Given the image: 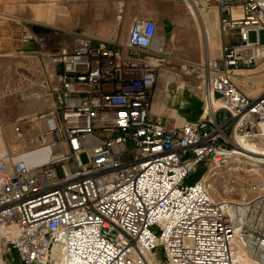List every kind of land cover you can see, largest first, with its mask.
<instances>
[{
    "label": "built area",
    "instance_id": "built-area-1",
    "mask_svg": "<svg viewBox=\"0 0 264 264\" xmlns=\"http://www.w3.org/2000/svg\"><path fill=\"white\" fill-rule=\"evenodd\" d=\"M193 5L214 6L232 41L172 74L194 76L204 105L175 129L150 111L168 57L153 21L134 19L124 42L50 39L47 107L26 119L43 126L41 141L0 152V264H248L237 245L264 262V178L237 201H215L204 177L186 183L201 162L223 163L239 137L264 139V89L251 96L236 78L261 58L264 0ZM13 137L22 140L19 125Z\"/></svg>",
    "mask_w": 264,
    "mask_h": 264
},
{
    "label": "crops",
    "instance_id": "crops-1",
    "mask_svg": "<svg viewBox=\"0 0 264 264\" xmlns=\"http://www.w3.org/2000/svg\"><path fill=\"white\" fill-rule=\"evenodd\" d=\"M190 7H194L193 0H0V60L36 56L38 46L46 50L50 39L87 38L93 44L124 42L133 20L141 19L156 24V39L166 47L175 39L181 45H192L195 55L189 61L198 63L206 55L201 21L206 28H211L213 21L218 25V12L214 6L198 10L194 7L195 14L201 17L199 20ZM218 34L221 43L227 42L228 37L224 39ZM155 87L150 111L161 117L167 128L175 129L185 121L198 118L168 123L160 114L162 108H158L156 96L159 89ZM169 90L183 94L186 86L182 81L168 80L164 91Z\"/></svg>",
    "mask_w": 264,
    "mask_h": 264
},
{
    "label": "rangeland",
    "instance_id": "rangeland-1",
    "mask_svg": "<svg viewBox=\"0 0 264 264\" xmlns=\"http://www.w3.org/2000/svg\"><path fill=\"white\" fill-rule=\"evenodd\" d=\"M213 23L214 21L211 28H209L213 47L208 49L204 45L205 56H218L220 45H222V40L219 39L218 25ZM215 36H217L216 39ZM259 36L260 43L264 44V31H261ZM249 39L250 41L256 40L254 32L249 34ZM231 41L232 38L229 36L227 43ZM216 44L219 45L217 49H215ZM191 47L192 45H181L177 39L167 47L163 44V50L168 57L166 58V66L158 73L159 77L155 84V90L156 88L159 89L156 96L159 100L158 108H162L160 114L165 117L168 123L174 124L175 120L195 119L200 116L204 108L202 93L197 89V79L188 75H180V78L172 75L181 70L179 67L181 62L193 63L189 61L195 55ZM37 51L36 56L0 60V123L7 144L5 151L13 156L20 155L25 150L37 145L35 137L39 136L40 138L42 136L43 126L35 130L36 124L30 123L26 119L47 107L44 96V88H46L44 82H50V77L45 66H49L52 73L55 67L48 65V62L42 56L45 48L39 45ZM43 61H45V66H43ZM239 72L243 77L241 76L237 80L246 93L253 96L264 89V56L259 58L256 64L243 67L242 71ZM52 73L50 74L51 78ZM168 80L182 81L183 85L186 86V90L183 91V94L178 93L176 90L165 92L164 87ZM33 92H36L39 97H33L31 95ZM15 125H19L23 131L22 140H16L13 137V127ZM43 140L47 142L48 138L44 137ZM16 142L19 145L15 147L16 150H13L12 144ZM79 157L84 163L88 161L85 153H81ZM243 163H230L229 158H225L224 162L218 166L215 164L204 165L201 162L196 171L186 180V183L202 179L205 174L213 170L211 172L213 175L205 179L209 184L207 191L215 201H220L223 197L232 201H237L242 196L254 197L259 192V185L264 178V165L256 167L260 173L256 175L253 174L254 172L247 171L254 167H251L246 160ZM215 191H218L221 197H218ZM159 258L163 259L164 256L160 253Z\"/></svg>",
    "mask_w": 264,
    "mask_h": 264
},
{
    "label": "bare ground",
    "instance_id": "bare-ground-1",
    "mask_svg": "<svg viewBox=\"0 0 264 264\" xmlns=\"http://www.w3.org/2000/svg\"><path fill=\"white\" fill-rule=\"evenodd\" d=\"M193 8L190 7V10L192 11L195 19L201 20V17L198 15V13L195 14ZM215 23H216V21H214L213 24H215ZM201 24H202V31H203L204 37H205V44H206L208 49H210V48L212 49L213 42L211 39L212 36L210 34L209 28H206L203 21H201ZM212 33L214 34V32H212ZM156 42H160V40L156 39ZM215 46H216L215 49H217L219 47L218 44H216ZM253 54L255 57H263L264 56V48H259L256 51H253ZM236 73H237L236 78H239L242 76V74H239L241 72L237 71ZM206 113H209V107L205 108V114ZM34 129L37 130L39 128L35 127ZM239 142L241 143V144H239V147L236 150H234L233 152H230L226 158L230 159V163H236L237 162L239 164L243 163L246 160L251 167H254L253 169H250L247 171L248 172H254L253 174H256V175L260 174L259 170L256 167H259L260 165H264V139L261 138L259 133L255 132L254 135L249 139L244 138V137H239ZM6 145L7 144H6L5 138L2 137L0 139V152H4L7 149ZM18 145H19V143H17V142L12 144V147L14 148L13 150H16L15 147H17ZM25 160L28 164H37L39 162L38 155L36 152H30L28 154V156L25 157ZM212 171H209L207 174H205L204 179L213 175L211 173ZM215 192H216L218 197H221L218 191H215ZM221 200H228V199H226V197H223V198H221ZM236 251L245 263L251 264V261L247 259V257L245 256V254L243 253V250L241 249V247L239 245H237ZM262 264H264V262Z\"/></svg>",
    "mask_w": 264,
    "mask_h": 264
}]
</instances>
